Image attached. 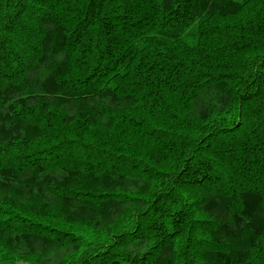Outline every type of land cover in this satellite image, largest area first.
Returning a JSON list of instances; mask_svg holds the SVG:
<instances>
[{
    "label": "trees",
    "instance_id": "16d2710c",
    "mask_svg": "<svg viewBox=\"0 0 264 264\" xmlns=\"http://www.w3.org/2000/svg\"><path fill=\"white\" fill-rule=\"evenodd\" d=\"M0 264H264V0H0Z\"/></svg>",
    "mask_w": 264,
    "mask_h": 264
}]
</instances>
